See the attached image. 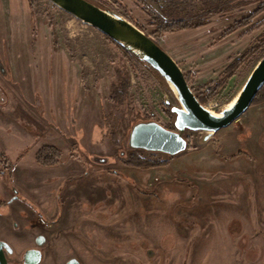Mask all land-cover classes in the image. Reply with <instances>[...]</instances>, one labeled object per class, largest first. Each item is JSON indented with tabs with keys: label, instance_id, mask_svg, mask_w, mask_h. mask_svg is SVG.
Segmentation results:
<instances>
[{
	"label": "rangeland",
	"instance_id": "rangeland-1",
	"mask_svg": "<svg viewBox=\"0 0 264 264\" xmlns=\"http://www.w3.org/2000/svg\"><path fill=\"white\" fill-rule=\"evenodd\" d=\"M88 1L150 36L145 5L182 16L221 0ZM261 2L200 29L150 37L189 75L197 96L256 44L264 26L220 36ZM260 20L264 12L252 23ZM262 56L250 57L204 106L226 108ZM121 68L129 84L117 97ZM0 104V198L17 190L35 205L29 213L38 224L17 218L15 207L7 212L0 239L17 255L39 234L41 264H264V102L206 141L205 132H187L188 149L167 165L137 168L125 161L128 132L140 120L172 125L165 108L178 102L168 86L50 1L0 0ZM48 145L62 153L53 167L36 160Z\"/></svg>",
	"mask_w": 264,
	"mask_h": 264
},
{
	"label": "water",
	"instance_id": "water-1",
	"mask_svg": "<svg viewBox=\"0 0 264 264\" xmlns=\"http://www.w3.org/2000/svg\"><path fill=\"white\" fill-rule=\"evenodd\" d=\"M48 1L95 28L137 60L150 66L165 80L171 93L174 94L178 106H171L169 109L174 115V130L155 120H140L134 123L128 132L126 141L128 151L140 150L161 154L165 155L167 160L174 158L188 149L187 132H205L203 140H208L211 135L227 128L243 115L264 86L263 55L251 71L234 103L219 113H213L198 101L178 63L149 35L123 16L88 0ZM91 159L100 164L108 161V158L100 156H92ZM37 244L40 245L41 242ZM0 256L4 258L1 248ZM24 258H29L32 264H37L41 259V253L30 250L24 254ZM66 264H79V262L70 259Z\"/></svg>",
	"mask_w": 264,
	"mask_h": 264
},
{
	"label": "trees",
	"instance_id": "trees-1",
	"mask_svg": "<svg viewBox=\"0 0 264 264\" xmlns=\"http://www.w3.org/2000/svg\"><path fill=\"white\" fill-rule=\"evenodd\" d=\"M142 1V0H141ZM257 0H221L215 4L205 3L199 11H195L193 13H186L182 16H174L172 13L164 14L157 13L148 6L143 7L144 13L148 16L149 23L153 27V31L151 32V37L159 38L165 34H173L182 31H189V30H196L202 27H205L211 23V18L214 16L224 17L227 13L232 12L236 8H241L251 3H254ZM91 2V1H90ZM99 7H103L96 2H91ZM144 3V2H143ZM145 4V3H144ZM30 7V6H29ZM32 11V10H31ZM264 12V2L259 3L255 9L246 16H242L239 19H234L223 31L220 36V39H224L233 33L237 32L242 28L249 27L246 31L247 34H251L255 31H259L264 26V20L257 21L256 23H252L253 20L261 15ZM134 24L145 31L143 26H141L137 21ZM146 32V31H145ZM104 36V35H103ZM107 38L111 43H113L128 59L131 64L134 60L141 63L145 66L148 70L152 71L164 84L167 85L165 80L150 66L146 65L144 62L137 60L134 56L124 50L122 47L118 46L114 43L111 39ZM260 54L261 56L264 55V30L262 33L257 37L256 44L251 46L248 50H246L243 54L238 56L234 59L223 71L221 74V79L219 82L211 84L207 89H201L197 94L198 101L205 105L209 103L218 93L219 89L229 80L231 79L238 69L253 55ZM186 81L188 84L190 83V77L188 74H184ZM117 82L113 84V91L118 95L123 96L127 91L129 79L127 74L121 68L118 70L116 74ZM168 86V85H167ZM123 97L119 98V101L122 100ZM118 101V103H120ZM264 102V86L263 88L257 93L254 101L252 102L251 106ZM165 111L168 115L174 116L170 113L169 109L165 108ZM173 127V123L171 125ZM169 129V128H168ZM174 130V127L173 129ZM61 150L55 146H44L38 152L36 156L37 162L46 167H53L55 166L61 158ZM240 154V153H239ZM72 157V155H69ZM73 158H77V155H73ZM170 160V159H169ZM169 160L166 159L165 155L161 154H152L146 151L140 150H133L129 151L128 158H125L127 163H131L132 165L136 166L137 168L142 169H149L167 165Z\"/></svg>",
	"mask_w": 264,
	"mask_h": 264
},
{
	"label": "flooded vegetation",
	"instance_id": "flooded-vegetation-1",
	"mask_svg": "<svg viewBox=\"0 0 264 264\" xmlns=\"http://www.w3.org/2000/svg\"><path fill=\"white\" fill-rule=\"evenodd\" d=\"M168 128L173 129L172 126H168ZM20 201H21V203L26 204L29 207V210L33 211V214L36 212L35 205L31 201H29L28 199L21 196V194H19V192L16 190L15 193H13L11 196L7 197L6 199L0 198V213L4 214V215H0V219L2 221L3 220L5 221L4 218L8 215L7 212H10V211L13 212V210H11V209H13L12 204L14 202H20ZM24 213L25 212H23V214ZM40 214H42V213H40ZM24 220L28 221V225H30V227H32V229L38 228V224L27 213H25ZM30 234H29V236H30ZM29 240L31 243L29 245H26L23 249H21V251L17 255V253L15 252V250L13 248H11V246H9L6 242H4L3 240L0 239V243H1L0 248L4 254V258H1V256H0V264H32L31 259H29V258L25 259L24 258V254L30 250H37L41 253V259L37 263V264H41L42 257H43L42 246L45 244V238L40 236L39 234H36L33 236L31 235L29 237ZM38 242H41V244L38 245L37 244ZM67 262H65L64 264H66ZM79 264H81V263L79 262Z\"/></svg>",
	"mask_w": 264,
	"mask_h": 264
},
{
	"label": "crops",
	"instance_id": "crops-1",
	"mask_svg": "<svg viewBox=\"0 0 264 264\" xmlns=\"http://www.w3.org/2000/svg\"><path fill=\"white\" fill-rule=\"evenodd\" d=\"M0 106H1V104H0ZM36 184V183H35ZM38 185L40 184L39 182L37 183ZM36 184V187L38 186ZM29 187H31V188H36L35 186H34V184H29ZM19 202H14L13 204H12V207H15L16 208V212H15V210H13V212H15V214L14 215H17L16 217L17 218H21V219H24V216H25V213H29V212H31L30 210H27V209H25V208H21V207H19V206H17V204H18ZM17 212H18V214H17ZM23 212H25L24 214H23ZM29 216L31 215L30 213L28 214ZM4 220L2 221L1 219H0V230L2 231L3 230V228H4Z\"/></svg>",
	"mask_w": 264,
	"mask_h": 264
},
{
	"label": "bare ground",
	"instance_id": "bare-ground-1",
	"mask_svg": "<svg viewBox=\"0 0 264 264\" xmlns=\"http://www.w3.org/2000/svg\"><path fill=\"white\" fill-rule=\"evenodd\" d=\"M234 101H235V99L232 100V101L228 104V106H227L226 108H229V107L234 103Z\"/></svg>",
	"mask_w": 264,
	"mask_h": 264
}]
</instances>
